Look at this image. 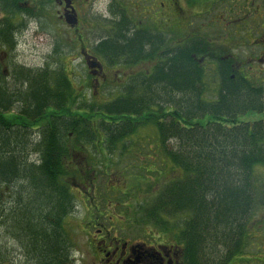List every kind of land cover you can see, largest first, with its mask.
Returning a JSON list of instances; mask_svg holds the SVG:
<instances>
[{
  "label": "trees",
  "instance_id": "1",
  "mask_svg": "<svg viewBox=\"0 0 264 264\" xmlns=\"http://www.w3.org/2000/svg\"><path fill=\"white\" fill-rule=\"evenodd\" d=\"M22 1L0 0V12L8 16L0 19V49H15L17 33L27 27L12 17L26 14L37 20ZM125 35L103 43V55H142L143 36ZM195 49L180 50L155 78L137 82L132 91L143 94L107 101L98 109L79 106L62 66H16L7 74L0 62V226L10 224L8 232L13 230L33 264L70 263L63 222L76 209L72 190L87 188L82 170L90 165L76 154L99 149L114 165L131 147L122 141L150 127L163 143V166L179 174L162 187L151 207H140L139 221L167 231L173 218L179 219L178 241L187 264H237L252 214L264 206V185L257 177L264 168V83L231 78V68L223 66L217 95L208 100L204 78L191 58L200 53ZM252 115L260 119H247ZM153 168L148 166V173ZM80 172L82 184L71 185L69 179L76 181ZM139 182L143 186L148 178ZM1 193H9V204ZM91 217L85 224L95 229L88 225Z\"/></svg>",
  "mask_w": 264,
  "mask_h": 264
},
{
  "label": "rangeland",
  "instance_id": "2",
  "mask_svg": "<svg viewBox=\"0 0 264 264\" xmlns=\"http://www.w3.org/2000/svg\"><path fill=\"white\" fill-rule=\"evenodd\" d=\"M226 3L229 4L230 1ZM24 4L22 3V5ZM30 4L28 3L22 7L29 8ZM41 6L39 13L40 23L37 20L30 19L26 14L24 17L16 15L11 18L18 23L25 22L27 27L23 31L21 30V33H17L15 49L10 47L11 50L7 48L0 49V57L4 61L1 63V69L9 73V70L16 68V66L29 70L41 68L56 70L62 66L73 83L75 94L79 98V106L81 107L91 108L93 106V109H98L100 104L118 97L119 88L117 86L126 80L124 75L127 71L120 70L121 72H119V67V69H107V78H101L99 84L94 86V78H92L88 67L81 62L78 46L74 38L70 33H67L66 27L58 21L56 16L57 6L53 4L52 0L42 3ZM107 6V0H101L96 5L98 12L105 16H108ZM262 13H264V4L260 16ZM225 16L228 17V14H225ZM7 17V15L2 13L0 15L1 20ZM232 18L233 20L242 19L244 23L242 25H239V23L237 25L236 23L229 24V20L226 18L227 22H225L223 27L214 23V21L212 25L207 27L206 23H203L204 20L201 21L198 18H194L192 19V24L195 27L203 25L206 29L203 33L208 32L212 42L216 38H219L221 42L228 38L226 43L231 44L228 47L233 49L230 51L231 54L240 58L242 56L241 52L236 51V48H245V50L242 49L245 55H248L247 52H252L250 50L251 48L253 49V46L251 48L246 46L248 45L246 40L248 35L245 29L249 25L250 28L254 26L251 21L245 18L244 13ZM96 32L97 36L101 37L105 34V29L93 33ZM259 36L255 35L254 37L258 39ZM224 53V55H227V52ZM245 69L249 71L248 67ZM249 77L256 85L263 84L264 66L254 67ZM218 80L219 78H215L211 72L204 78V98L208 100L215 98L219 87ZM95 91H98V94H95ZM247 119L256 120L260 119V117L252 115ZM154 135H157V132L150 127L145 131L141 130L138 137H130L133 145L129 146L130 148L124 154L122 161L114 165L108 164L106 161L107 154H102L99 149L89 148L86 149L84 154L82 152L76 154L75 157L81 163L86 162L87 164L89 162L90 165H85L84 170H82L85 177L84 181H86L83 186L87 188L77 186L79 189L75 187L76 189L72 190L75 195L76 209L63 222L64 231L69 240V252L72 255L69 264L104 263L101 260L102 256L100 257L98 254L101 250V240L98 237L99 229H104V231L108 232L105 234L110 236L109 240L119 238L123 242L131 241L136 244L143 241L166 243L177 240L179 219L174 220L173 218L171 226L169 225L170 229L167 231L155 225H143L139 221L140 214H138V211L140 207H151L152 200L160 193L162 187L169 183L170 180L176 179L179 174L177 171L170 174V169L163 166L166 160L163 152L150 141ZM33 137L36 138L37 136L32 134ZM97 152L99 156H102V159L96 155ZM157 154H160V158L157 157ZM101 161L103 162L100 163ZM148 166H154V172L151 174L147 171ZM108 168L110 170L106 172ZM75 174L76 181L70 178V184L74 185L75 182L77 185L82 184V172ZM257 177L258 183L264 185V168L258 170ZM139 178H148V183H144L142 186ZM90 181H93L96 187H92L89 184ZM113 187H115V192H113ZM9 193H1L3 203L9 204L11 202L12 198ZM90 201L93 204L96 203L97 208H94L96 207L94 205H90ZM97 209L101 210V214L99 212L97 214ZM90 216H93L91 217L92 223L88 225H95V229L89 228L85 224ZM0 223H2V220H0ZM249 225L250 235L247 239L246 249L237 264H264V206L255 209ZM10 227L9 223H6V227L0 226V252L1 257L4 259L0 264H33L22 252L21 244L13 237V230L8 232Z\"/></svg>",
  "mask_w": 264,
  "mask_h": 264
},
{
  "label": "flooded vegetation",
  "instance_id": "3",
  "mask_svg": "<svg viewBox=\"0 0 264 264\" xmlns=\"http://www.w3.org/2000/svg\"><path fill=\"white\" fill-rule=\"evenodd\" d=\"M47 1L49 0L23 2L31 3L27 9L33 10L40 23L41 5ZM100 1L52 0L58 8L56 16L59 23L66 27L67 33H70L78 46L81 62L88 69L89 66H96L93 70L89 69L94 78V86L99 84L101 78H107V69L119 67V72L127 71L124 75L126 80L117 86L118 97L109 100L110 102L126 98L131 94H143L144 92L132 91L138 88L136 83L155 78L158 71L178 55L180 50L199 49L200 53L192 54L191 58L200 70V78H205L209 72L213 73L215 78H222L221 67L229 66L231 78H236L238 75L240 78L250 79L249 74L254 67L264 66V13L260 16L264 0H107L108 16L98 12L96 5ZM227 1L230 3L227 4ZM224 13L228 14V17ZM243 13L254 26L250 28L249 25L245 29L248 35L246 46L247 48L253 46V49L251 48L252 52H247L248 55H245L243 53L245 48H236V51L241 52L240 58L231 54L230 51L233 49L228 48L231 46L230 43H226L228 38L222 42L216 38L212 42L208 32L203 33L206 30L203 25L195 27L192 24V19L198 18L204 20L203 23H206L207 27L212 25L213 21L223 27L227 19L229 24L242 25L244 23L242 19L233 20L232 17ZM71 17L77 22L74 27L67 23ZM103 29L105 34L101 37L97 36V32L93 33ZM122 33H126L127 39H134L139 34L143 36L146 44L142 55L136 56L133 53L117 54L112 57L103 55L101 52L104 48L103 43L108 39L114 41L117 38L123 39ZM255 35L260 36L257 39ZM224 52H227V55H224ZM0 62H4L2 57ZM246 67L249 71L245 69ZM95 94H98V91H95ZM150 141L162 151L163 143L158 135L152 136ZM122 143L132 146L130 139H125ZM165 145L170 146V143L167 142ZM159 156L160 154H157V157ZM92 227L96 228L95 225ZM105 233L108 232L104 229L98 230V237L101 240V250L98 254L102 256L103 264H187L185 248L178 241L179 233L177 240L172 242L143 241L138 244L131 241L123 242L119 238L109 240L110 236Z\"/></svg>",
  "mask_w": 264,
  "mask_h": 264
},
{
  "label": "water",
  "instance_id": "4",
  "mask_svg": "<svg viewBox=\"0 0 264 264\" xmlns=\"http://www.w3.org/2000/svg\"><path fill=\"white\" fill-rule=\"evenodd\" d=\"M67 23L70 26H72V27H74L77 24V22L72 17L69 20H67ZM89 67H90V69H95L96 68L95 65H92V66H89Z\"/></svg>",
  "mask_w": 264,
  "mask_h": 264
},
{
  "label": "bare ground",
  "instance_id": "5",
  "mask_svg": "<svg viewBox=\"0 0 264 264\" xmlns=\"http://www.w3.org/2000/svg\"><path fill=\"white\" fill-rule=\"evenodd\" d=\"M3 260H4V259H3V258L0 256V263H2V262H3Z\"/></svg>",
  "mask_w": 264,
  "mask_h": 264
}]
</instances>
